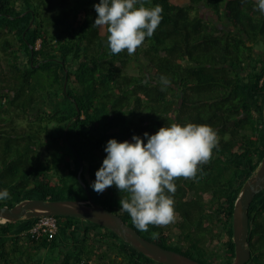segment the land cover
Segmentation results:
<instances>
[{
  "label": "trees",
  "instance_id": "16d2710c",
  "mask_svg": "<svg viewBox=\"0 0 264 264\" xmlns=\"http://www.w3.org/2000/svg\"><path fill=\"white\" fill-rule=\"evenodd\" d=\"M144 2L161 5L162 20L130 56L127 50L110 54L106 31L92 26L99 0H0V191L9 193L0 206L34 197L85 198L80 158L92 199L134 227L120 209L126 193L115 185L102 194L90 187L107 141L144 138L173 122L210 125L219 146L194 180L174 181V223L149 225L147 232L134 228L201 263L229 264L234 201L264 153V13L258 0ZM199 2L216 23L198 12ZM131 62H138L137 73L126 70ZM162 75L171 81L164 90ZM47 97L53 106L39 110ZM248 216L245 264H264V189L254 195ZM56 218L51 237L25 234L35 218L0 221V264H163L109 228Z\"/></svg>",
  "mask_w": 264,
  "mask_h": 264
},
{
  "label": "clouds",
  "instance_id": "9594fccd",
  "mask_svg": "<svg viewBox=\"0 0 264 264\" xmlns=\"http://www.w3.org/2000/svg\"><path fill=\"white\" fill-rule=\"evenodd\" d=\"M257 7L264 13V0H258ZM94 8L97 16L92 26L106 31L112 55L125 50L133 55L146 37L153 36L163 12L161 5L147 7L144 0H99ZM142 83L147 84V79ZM160 83L164 90L171 81L162 75ZM143 137L146 143L136 134L131 141L110 138L104 149L107 155L90 187L102 194L115 185L126 193L119 201L120 209L130 215L138 231L147 232L149 225L174 223V181L181 177L194 180L199 166L207 164L212 150L218 148L219 137L210 125L192 122H173ZM8 197L7 189L0 191V200Z\"/></svg>",
  "mask_w": 264,
  "mask_h": 264
},
{
  "label": "water",
  "instance_id": "95a60500",
  "mask_svg": "<svg viewBox=\"0 0 264 264\" xmlns=\"http://www.w3.org/2000/svg\"><path fill=\"white\" fill-rule=\"evenodd\" d=\"M31 20L30 23L31 24ZM66 80H64L65 88ZM78 112V109H77ZM78 115L74 116L76 119ZM264 126V102H263ZM67 127L63 135L66 134ZM83 163L79 158L77 177L86 191L83 199H44L25 198L12 206H0V221L33 218L40 215H68L90 221L114 231L125 243L131 245L147 257L163 264H205L179 251L165 248L141 235L134 227L127 224L120 215L101 206L92 199L87 185L80 177ZM264 189V153L254 169L245 179L234 201L232 211V240L234 256L229 264H245L251 256L248 246L249 216L248 208L254 195Z\"/></svg>",
  "mask_w": 264,
  "mask_h": 264
},
{
  "label": "rangeland",
  "instance_id": "374dc122",
  "mask_svg": "<svg viewBox=\"0 0 264 264\" xmlns=\"http://www.w3.org/2000/svg\"><path fill=\"white\" fill-rule=\"evenodd\" d=\"M197 6H198V12L203 17H205L209 22H215V23L217 22V18H216L215 13L211 9H209L207 6H205V4L203 2H199V4ZM225 28L228 29V28H231V26L227 25ZM37 42H39V40ZM254 52H255V54H261L263 52V46H262V44H256L255 45V51ZM0 56H1V53H0ZM138 62H136V63H138ZM136 63H134V62L129 63L128 66L126 67V70L129 73H137L138 72V67H137V64ZM139 64H140V62H139ZM53 104H54V100L52 98H50V97H47L44 101L39 102V107H40L39 110L48 111L53 106ZM18 122L19 123H22V121H20V120ZM50 125L53 126L54 124L52 123ZM215 230H218V227H215ZM171 237H172V240L173 241H176L177 240V237H176V234L175 233H173L171 235ZM39 257L42 260L47 259L46 250L45 249H42L40 251ZM119 258L120 257H118V259ZM92 260H93L92 262L94 264H98L95 259H92ZM216 261H220V257L216 258ZM47 264H51V261H48ZM120 264H123V263H120Z\"/></svg>",
  "mask_w": 264,
  "mask_h": 264
},
{
  "label": "built area",
  "instance_id": "2783aa9c",
  "mask_svg": "<svg viewBox=\"0 0 264 264\" xmlns=\"http://www.w3.org/2000/svg\"><path fill=\"white\" fill-rule=\"evenodd\" d=\"M35 220L32 225L26 230L25 234H29L32 237H38L46 234L51 237L57 232V218L55 215H40L33 217ZM90 262H92L90 260Z\"/></svg>",
  "mask_w": 264,
  "mask_h": 264
}]
</instances>
